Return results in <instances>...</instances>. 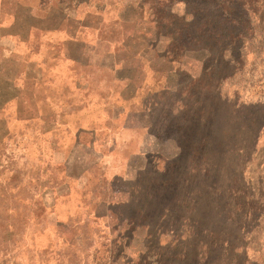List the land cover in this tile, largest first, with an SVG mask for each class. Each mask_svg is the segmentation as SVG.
<instances>
[{"label": "rangeland", "instance_id": "obj_1", "mask_svg": "<svg viewBox=\"0 0 264 264\" xmlns=\"http://www.w3.org/2000/svg\"><path fill=\"white\" fill-rule=\"evenodd\" d=\"M0 264H264V0H0Z\"/></svg>", "mask_w": 264, "mask_h": 264}]
</instances>
